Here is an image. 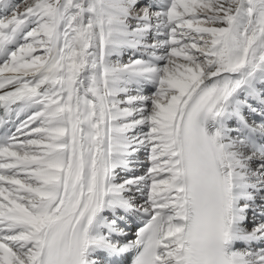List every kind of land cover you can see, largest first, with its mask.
Listing matches in <instances>:
<instances>
[{
  "label": "snow or ice",
  "instance_id": "obj_1",
  "mask_svg": "<svg viewBox=\"0 0 264 264\" xmlns=\"http://www.w3.org/2000/svg\"><path fill=\"white\" fill-rule=\"evenodd\" d=\"M0 264H264V0H0Z\"/></svg>",
  "mask_w": 264,
  "mask_h": 264
},
{
  "label": "bare ground",
  "instance_id": "obj_2",
  "mask_svg": "<svg viewBox=\"0 0 264 264\" xmlns=\"http://www.w3.org/2000/svg\"><path fill=\"white\" fill-rule=\"evenodd\" d=\"M124 59H125V60H127V59H128V57H127V56H125V57H124ZM141 159H143V155L141 156Z\"/></svg>",
  "mask_w": 264,
  "mask_h": 264
}]
</instances>
